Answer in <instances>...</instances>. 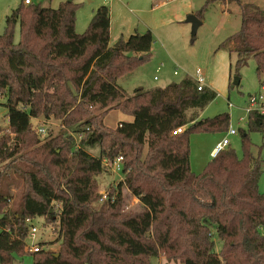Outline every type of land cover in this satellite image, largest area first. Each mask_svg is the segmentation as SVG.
<instances>
[{
	"label": "trees",
	"instance_id": "1",
	"mask_svg": "<svg viewBox=\"0 0 264 264\" xmlns=\"http://www.w3.org/2000/svg\"><path fill=\"white\" fill-rule=\"evenodd\" d=\"M221 1L236 3L241 21L217 50L236 55V71L252 57L264 87V6ZM77 7L72 1L57 7L21 2L5 16L0 97L6 98L8 133L0 132V264L21 263L30 253L26 220L37 216L58 225L60 254L40 244L32 264H152L160 255L180 264H264L260 148L242 131L241 158L225 148L202 172L191 171L188 134L227 127V113L198 118L217 93L208 86L198 90L184 77L126 97L117 79L149 58L151 31L111 45L109 8L97 7L78 33ZM114 107L132 120L109 129L102 117ZM247 115L248 130L263 132L264 113ZM39 117L73 128L40 139L31 125ZM94 146L98 155L87 150ZM119 155L124 180L96 206L95 176L106 171L102 160ZM122 186L138 199V210H124Z\"/></svg>",
	"mask_w": 264,
	"mask_h": 264
},
{
	"label": "rangeland",
	"instance_id": "2",
	"mask_svg": "<svg viewBox=\"0 0 264 264\" xmlns=\"http://www.w3.org/2000/svg\"><path fill=\"white\" fill-rule=\"evenodd\" d=\"M34 4L57 7L66 0H33ZM264 6V0H244ZM22 0H0V34L4 30L5 16L17 7ZM77 4L75 16V30L82 33L86 30L95 10L105 5L110 10V25L112 37L127 38L138 31L143 33L150 30L153 36L150 56L140 62L131 72L117 79V84L124 90L125 96L133 94L136 88L145 90L155 87H164L168 83L178 81L184 77L193 76L194 71L200 68L205 75L209 88L217 95L203 109L199 110V119L213 118L218 114L227 113L229 120L226 128L204 131L195 129L188 134V150L190 170L202 172L212 157L209 149L221 142L225 137L235 151L237 157L243 156L241 148L242 131L248 134L255 149L260 148L263 158V167L258 179V189L264 192V131L248 130V97L261 91L259 79L255 73V60L250 57L246 64L238 71L235 70L236 55L226 49H219L218 45L228 36L235 33L240 27L239 8L234 2L221 0H72ZM206 4L201 15V24L196 34H191V24L186 21L189 14L196 15ZM123 34V36H122ZM19 41V25L14 27L13 42ZM160 66V70L156 68ZM178 71L177 75L173 71ZM154 76L158 79L154 80ZM235 77H239L238 85L231 87ZM6 98L0 97V132L8 133L6 117ZM123 108L109 109L102 117L104 127L113 129L122 121L132 120V116L123 112ZM97 114V113H95ZM32 128L37 125L45 126L48 135L39 136L47 139L71 130L61 127L60 119L39 117L31 120ZM234 129L236 134L228 135V130ZM1 134V133H0ZM1 136V135H0ZM91 154L98 155V146L87 149ZM97 195L110 186L116 187L118 176L109 171L95 176ZM124 210L136 211L139 209L138 199L122 186ZM101 203L96 201V206ZM37 227L36 243L44 249H50L55 257L60 254V245L57 237L58 225L54 222L45 224L42 217L37 216L31 222ZM26 244L31 240L26 238ZM220 248V244H217ZM152 264H180L179 261H168L163 255L153 257ZM23 264H32L26 258Z\"/></svg>",
	"mask_w": 264,
	"mask_h": 264
},
{
	"label": "built area",
	"instance_id": "3",
	"mask_svg": "<svg viewBox=\"0 0 264 264\" xmlns=\"http://www.w3.org/2000/svg\"><path fill=\"white\" fill-rule=\"evenodd\" d=\"M22 3L24 5H30V4H33L34 1L33 0H22ZM160 68L161 67L158 66L156 68V71H159ZM173 74L174 75L178 74L177 69L173 71ZM188 77H190L194 80L198 90H201L203 87L207 86L206 81H205V75L200 68H197L194 71L193 76H188ZM155 79H157V76H154V80ZM252 110H257L261 113H264V87H263L262 91L255 93V94H252V95H249L247 114L249 111H252ZM183 129H184L183 126L177 127L175 130L172 131V134L173 135L179 134L183 131ZM33 130L39 136L47 135V129L45 126L37 125L35 128H33ZM227 133H228V135H234V134H236V131L234 129H229ZM76 138H77V140H79L81 138V135H77ZM228 145H229V139L227 137H225L221 142H218L214 146V148L212 150V157L215 156L219 151L224 150ZM122 161H123V157L121 155H119L113 159L103 158V160H102V163H103L106 171L114 173V174H116V176H118V182L124 180V171H123ZM107 193H108L107 190L100 192V197H99L98 201L103 202V200L106 199V197H107ZM32 220L33 219H27L26 220V223L28 224L27 237H29L31 240V243L29 245L26 244V248H27L28 252L35 253V252L39 251L40 244L36 243V234L38 232V229L36 226L31 224Z\"/></svg>",
	"mask_w": 264,
	"mask_h": 264
},
{
	"label": "water",
	"instance_id": "4",
	"mask_svg": "<svg viewBox=\"0 0 264 264\" xmlns=\"http://www.w3.org/2000/svg\"><path fill=\"white\" fill-rule=\"evenodd\" d=\"M67 2H71L72 0H66ZM186 21L189 22L191 24V34L195 35L197 28L200 26L201 24V20L194 14H189L186 17ZM239 83V77H235L231 83V87L238 85Z\"/></svg>",
	"mask_w": 264,
	"mask_h": 264
},
{
	"label": "crops",
	"instance_id": "5",
	"mask_svg": "<svg viewBox=\"0 0 264 264\" xmlns=\"http://www.w3.org/2000/svg\"><path fill=\"white\" fill-rule=\"evenodd\" d=\"M111 21V19H110ZM123 36V34H122ZM121 38V37H112V33H111V25H110V44L111 45H115L118 41V39ZM125 39V38H124ZM158 79V78H157ZM156 80V79H155ZM263 87H261V91H262ZM214 146H211V148L209 149V156L212 157V150H213ZM32 257H33V253H29L27 255H24L22 257V262L21 263H17V264H23L24 263V260L27 258L29 260V262L31 261L32 262Z\"/></svg>",
	"mask_w": 264,
	"mask_h": 264
}]
</instances>
